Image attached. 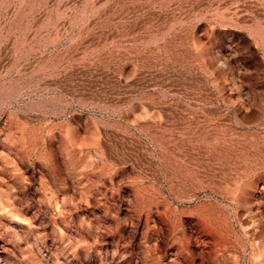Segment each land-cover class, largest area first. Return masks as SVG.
<instances>
[{
    "label": "rangeland",
    "instance_id": "1",
    "mask_svg": "<svg viewBox=\"0 0 264 264\" xmlns=\"http://www.w3.org/2000/svg\"><path fill=\"white\" fill-rule=\"evenodd\" d=\"M0 264H264V0H0Z\"/></svg>",
    "mask_w": 264,
    "mask_h": 264
},
{
    "label": "crops",
    "instance_id": "2",
    "mask_svg": "<svg viewBox=\"0 0 264 264\" xmlns=\"http://www.w3.org/2000/svg\"><path fill=\"white\" fill-rule=\"evenodd\" d=\"M249 38V37H248Z\"/></svg>",
    "mask_w": 264,
    "mask_h": 264
}]
</instances>
